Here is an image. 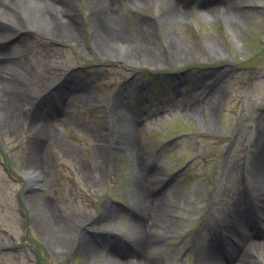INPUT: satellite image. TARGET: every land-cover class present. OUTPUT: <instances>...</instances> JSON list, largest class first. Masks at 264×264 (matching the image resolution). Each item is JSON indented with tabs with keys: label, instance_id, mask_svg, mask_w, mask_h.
<instances>
[{
	"label": "rangeland",
	"instance_id": "374dc122",
	"mask_svg": "<svg viewBox=\"0 0 264 264\" xmlns=\"http://www.w3.org/2000/svg\"><path fill=\"white\" fill-rule=\"evenodd\" d=\"M78 1L82 14L92 4H101V0ZM202 1L212 9L199 11ZM114 3L130 33L141 27L146 46L157 53L159 63L152 60L153 65L136 66L144 59L132 38L124 45L96 49L85 20L81 39L31 30L5 46L17 47L34 67L14 78L34 98L33 104L38 94L61 90V95L49 97L33 125L54 113L53 130L58 128L55 133L74 154L64 155L54 141L46 142L45 186L32 187L23 173L38 166L29 145L35 130L28 123L6 136L0 127V264H90L84 249L73 246V238L88 229L86 236L96 249L93 264H106L113 242L121 253L115 255L117 263L135 264L136 252L124 243L128 238L121 231L134 216L141 218L131 204L132 155L123 144L122 132H116L125 113L140 121L135 135L144 161L164 168L160 176L156 173L148 192L163 188L153 197L158 208L143 221L146 233L167 227L165 222L176 224L174 234L158 236L168 250L163 264H196L198 257L217 247L219 241L210 247V225L220 221L219 214L229 215L237 198H242L243 207L250 201L264 216L247 186L251 163L264 145L257 135V124L264 121V0H236V16L228 14L235 24L226 19L221 0H190L185 4L186 16L177 20V13L165 12L164 2ZM174 42L184 48L175 47L173 53ZM120 52L129 53L132 61L116 58ZM78 82L82 91L68 88L65 94L63 83L77 86ZM65 97L70 107L55 114L53 99ZM116 97L123 101L122 112L113 109ZM147 99L153 103L147 105ZM30 108L23 113L29 122L35 114ZM106 210L112 217L107 213L105 219ZM68 218H74L73 223H64ZM110 218L119 222L118 228H108ZM57 241L62 251L56 248ZM238 242L253 247L258 257L253 243L264 244V237Z\"/></svg>",
	"mask_w": 264,
	"mask_h": 264
},
{
	"label": "bare ground",
	"instance_id": "6f19581e",
	"mask_svg": "<svg viewBox=\"0 0 264 264\" xmlns=\"http://www.w3.org/2000/svg\"><path fill=\"white\" fill-rule=\"evenodd\" d=\"M134 1L139 2L141 0H128V3H133ZM154 1L164 2L166 7L165 12L169 9L170 15L177 13L175 14L176 16L174 17V20L186 16L185 4L190 2V0ZM221 1L224 4V13L228 16L226 19H229V23L235 24L234 16L228 14L232 13L236 16L238 11L235 4L236 0ZM80 2L81 1L78 0H0V23L2 24L0 26V40L5 39L7 34L15 35L22 29L37 30L39 32L42 31V33L51 37L67 35L73 39H81V37H83L82 27L84 26L85 21H87L89 28L93 31L94 38L91 44L94 47L97 46L96 49H104L107 47L112 48V46H114V44L117 45V43L118 45H124L125 42L132 38L137 47L135 50L139 51L144 59L143 61L140 60V63L135 61L136 66L142 67L145 65H153L152 60L156 61L155 63H159L157 53L146 46V44L148 45V40L142 34L141 27H133L131 33L127 30L129 25L124 22L120 14V8L114 3V0H101V4H92V7L86 8L83 14L81 13ZM160 4L163 5L162 3ZM212 7L213 6L208 5V1H202L198 4V9L201 12L208 11L212 9ZM202 14L205 15L204 13ZM178 46L179 49H181L184 45H182V43L177 44L174 42L173 47H171L173 53L176 52L175 50L177 49L175 47ZM17 49V47L6 48L4 45L0 44V127L4 132L3 135L6 136L11 135L13 132L15 133L19 129H23L28 123V126L35 130V138L29 143V145L31 146L30 152L33 153L37 159L38 166L34 167V165H32L29 167L24 171L23 177L25 178L26 183L32 187H44V177L46 178V176L43 175L44 173L42 170L47 164L44 153V145L46 142L54 141L56 148L67 156L71 154L73 155L74 150L59 138V133H55L58 132V128H55L56 131L53 130L54 127L51 120L54 119V113L46 114L45 119L39 121L41 124H36L34 127L33 121L36 120L35 116H39L43 105H48L49 97L53 95H61V90L57 89V87L53 92L51 91L48 96L43 97H40L41 94H38V102L36 105L33 104L34 99L14 81V78L19 75L20 72H23L26 75L34 70V67L27 63L28 57L19 53ZM115 57L121 60L123 59L127 63L132 61L129 53H121L119 56L116 54ZM68 88L72 91L78 89L82 91L83 89L79 82L77 86H73L71 83H68L67 86H65L63 83L65 94L68 91ZM68 99L69 97L67 100ZM67 100L65 97L60 101L61 109L63 111H66L70 107V103H68ZM27 106H31L30 109L35 113L30 122L23 114V111ZM112 106L115 110L123 111V101L118 97L113 100ZM187 110L189 111L190 109ZM191 111L192 110H190V112ZM125 115V121L122 125H118L119 130L116 132H122L121 139L123 144L126 147L127 153L132 155L130 165L134 178L131 190L134 192L135 197L131 199V204L134 210L139 211L137 212L141 218L139 221L133 217L128 227L121 228L122 237L128 238L127 240H124V243L131 244L136 250L137 259L132 263L163 264L168 255V250L166 249L163 239H160V237H162L163 234H174L176 224L172 221L165 222V226L167 227H164L163 225L160 229H157L156 232L151 230L150 233L149 231L146 233V227H143V221L145 217L146 219L151 218L154 210L158 208L156 205L157 202L155 203L157 199H153V197L160 195L159 193H161L163 188L160 191L153 190L151 192L152 194H148V192L150 183H152V185L154 184L156 173L160 176L164 168L157 163L147 164L144 161L140 151V142L135 135L136 131L139 132L138 126L140 121L138 117L131 118V116L126 113ZM257 135L264 140V121L257 124ZM103 142L107 143L105 140H103ZM249 170V189L261 204L260 209L264 213V145L259 154L254 158ZM81 172L85 174L83 168H81ZM230 172V174L233 175L234 169H231ZM241 200V197L234 200L235 203L232 205L231 214L222 217L219 214L220 221L212 223V226L216 232L220 233L221 230H224L223 232L227 233L228 244L226 243L227 247L225 254L230 264H264V244L259 242L253 243L255 244V250L258 255V257H256L252 251L253 247H251L253 244L243 255L242 248L244 246L237 248L229 242L232 240L244 241L246 238L249 240L254 239L250 233L247 232L248 223L246 224L245 221L246 211ZM48 207V205H45L46 213L50 222L56 225L57 220ZM104 213V216H106L105 219H108L107 213L109 212L106 210ZM109 214V216L112 217L111 213ZM76 217L77 216H74V218ZM74 218H68L64 223H73ZM258 219L259 225L264 227V216H259ZM109 225L108 228H118L119 222H115L110 218ZM236 227L242 229L243 232L241 235L238 234L239 231ZM80 232L77 237L73 238V246L76 245V247L84 249L85 255L91 261L89 263L93 264L92 262L96 259L94 256V250L96 249H94L93 243L89 237L86 236L88 234L87 232L90 233V230L88 229L86 232L84 230L81 233ZM257 237L263 238L264 232L261 236L257 235ZM219 239L222 240L223 237H220ZM55 244L56 248L60 247L59 249L62 251V243L57 241ZM66 244L68 246V242H66ZM214 246H216V243L210 244V247ZM222 247L220 241L217 247L208 249L203 257H198V259H196V264H225ZM127 251L133 256L128 248ZM119 254H121L120 251ZM170 254L177 256V254L173 252H170ZM106 264H118L113 249L110 250L109 259Z\"/></svg>",
	"mask_w": 264,
	"mask_h": 264
}]
</instances>
